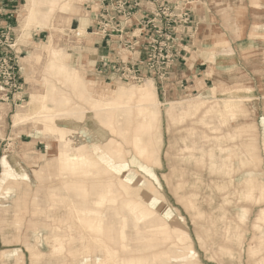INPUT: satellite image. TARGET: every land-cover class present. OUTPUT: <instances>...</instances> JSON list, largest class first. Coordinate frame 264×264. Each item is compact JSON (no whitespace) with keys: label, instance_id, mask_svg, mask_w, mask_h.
Returning <instances> with one entry per match:
<instances>
[{"label":"rangeland","instance_id":"374dc122","mask_svg":"<svg viewBox=\"0 0 264 264\" xmlns=\"http://www.w3.org/2000/svg\"><path fill=\"white\" fill-rule=\"evenodd\" d=\"M8 1L11 13L7 15L3 13L1 19L4 35L0 34V40L4 46L1 48L0 56L8 54L7 56L18 57L22 76L21 96H25V102L21 105L27 106L31 92L39 94L45 92L42 79L45 76L44 69L49 58L40 49V52L35 54L38 66L35 67L34 73L26 60H24L26 66L24 65L22 59L31 56L35 51L32 44L20 41L19 15L26 0H6V3ZM89 3L90 0L78 1L76 5H78L79 14L71 23H67L68 19H71L68 17L69 15L66 16L61 14L60 10H56V15L53 18V25L56 28L54 30H44L48 27L38 28L37 31L32 30V40L39 44L47 42L52 34L53 45L65 48L71 54L70 64L83 69L87 78L96 83L97 90L95 89V92L101 93L106 89L120 92L124 88L131 89L132 87H137L140 90L144 84L151 82L155 90L157 89L159 106L158 108L155 106L150 115V136L154 152L151 160L141 159L138 156L133 146L134 131L132 126L134 121L132 118L134 116L132 118L125 116L122 110L117 112L118 115H121L118 124L120 131L127 129L126 139L124 136L121 137L115 133L113 135V132L105 131L98 124L94 115H87L83 121L76 119L67 122L59 121L61 127L77 132L73 138L68 137L71 139L67 146L69 151L74 153L76 146L87 144L97 160L99 159L100 165L102 164L101 168L93 171L90 176L78 178L79 182L91 187L96 183L115 181L120 177L124 179H119L122 191L117 194L121 200L140 198L150 209L156 211L157 215L142 223L141 233L144 239L134 247L136 253L145 251L149 256L167 254L172 242L164 240L158 232V225L167 224L171 229L177 228L187 233L190 238L188 245L175 243V251L181 252L178 255L183 252L187 254L185 259L165 255L158 264H257L261 257L259 253L264 256V247L262 250L258 247L259 253L254 255L250 252L249 246L251 244L259 245V242L255 240L256 230L253 225L257 221L261 209L264 208V199L261 202L251 201L242 198L243 196L239 194L242 180L249 175L253 174L264 182V109H259V107H264V97L263 100L259 98L258 101L244 102V109L248 116L246 119L242 116L239 120L244 119L241 124L247 126V134L239 141L223 142V145H234L240 142L250 144L255 148V155L259 161H254L245 167L237 162L238 169L230 176L211 174L213 171L210 166H200L198 160L205 162L208 159L209 161L210 149L218 145V140L215 137L234 133L235 125L230 123L227 126H222L219 132L214 133L210 131L209 127L196 123L198 116L182 120L179 118L180 112L171 111V114H168L170 107L175 106L168 107L166 106L168 103L192 100L200 94L189 92L169 98L160 93V86L167 88L166 82L162 85L159 80L149 77L150 79H146L141 84L119 83L109 78L95 76L85 65L79 63L80 54L83 51L90 52L84 49L85 44H88L90 40L77 42L74 33L80 29L78 20H84L83 16L87 15L86 7ZM24 10L22 22L28 13L27 8ZM3 23H7V29L3 27ZM48 23L49 19L46 20V25ZM29 26L25 28L27 32H23V37H30L28 32L32 28H37L34 24H29ZM88 38L91 36L80 37V40ZM10 45L12 49L9 48ZM86 56L85 54L84 57ZM25 69L27 72H24ZM32 76L34 79L28 83L27 77ZM200 82L198 81V83ZM57 86L63 88L59 83ZM69 93L75 103L82 104L71 92ZM254 97L257 99L255 92ZM139 98L138 95L131 100V105L136 106L139 103ZM110 99L118 98H104V102ZM119 102L123 104L125 100L119 99ZM38 107L33 105L28 108L34 112L38 110ZM0 108L2 110L0 122V144H2L0 146V264H30L28 246H36L47 255L51 252V247L45 240L48 236L45 229H40L38 233L33 231V225L40 215H33L34 207L32 205L27 207V212L18 215L19 218L16 217L18 206L15 204V200L18 197V189L28 194V201L34 196L41 199L45 209L52 210L54 213L53 205L55 204L53 203L56 202L48 199L46 203L49 190L67 187L73 181L66 171L59 170L54 166L52 160L57 154L52 155L49 151L53 137L44 135L42 123L33 121L14 129L12 117L18 108L7 105L0 106ZM94 113H96L97 119H102L105 116L96 111ZM169 119L173 121H169ZM189 119L195 121L192 122ZM99 132H104V136L101 137ZM1 140L4 141L1 143ZM130 141L132 142L130 143ZM95 143L101 144V151L93 149ZM186 144L195 149L192 153L195 162L186 157L187 151L183 150ZM106 147L108 148L106 149ZM109 148L115 154L112 160L109 157ZM40 169L44 170L41 174L34 172ZM125 181L132 186L130 187ZM182 185L186 186V189H183ZM187 194L195 195L196 211L187 207L185 202ZM242 209H246L248 215L246 213L245 220L239 221ZM57 212V215H63L65 209H60ZM261 231L264 235V227H261ZM242 234L244 237L238 240V236H242ZM174 240L176 241V239ZM223 246L229 250L228 254L222 255L220 248ZM41 264H47V260L45 259Z\"/></svg>","mask_w":264,"mask_h":264},{"label":"crops","instance_id":"0c3cea01","mask_svg":"<svg viewBox=\"0 0 264 264\" xmlns=\"http://www.w3.org/2000/svg\"><path fill=\"white\" fill-rule=\"evenodd\" d=\"M100 1L101 0H90V3L87 4L86 7L87 15L83 16L84 20H78V27L80 28V32H82L81 35L86 36V38L87 36H91V38L82 39V42L90 40L88 44H85L86 47H84V49H87L90 52L87 53L83 51L80 54V57H78V62L85 65L95 76L103 77L105 79H112V70L116 66L117 62L126 60L128 58L129 63L133 65L141 63L139 53H127L126 56H124V53H121V45L119 41L121 39L129 37L133 32H135V34L139 33L142 41L143 39H145V32L142 27L146 23L147 17H149L151 10L154 8V4L142 2L140 8H136L134 10V18L132 20V24H128L125 28L122 25V28H124V35L121 36L119 34H116L111 38L103 39L95 35L92 36L86 34V31L89 33L94 31L96 28L98 20L96 18L97 14L95 13V11L99 7ZM189 1L191 3L190 9L192 11L193 24L187 29L181 28V30L184 31L185 34L179 36L182 42H178V60L175 62L174 76L172 77L171 81L167 83V88H165L164 86H160V93L166 95V97L168 96L169 98H175L189 92L201 95L205 91H208L210 87H213L219 82H223L229 86L236 83H249L257 96V99L254 101H258L259 98L263 100L264 0ZM27 5L28 2L26 0V4L23 5L22 11L19 15L21 27L20 41H22L23 43L32 44L35 47V51L31 56L22 59L24 65V60H26L31 66L34 73L35 67L38 66V60L35 56L37 52H40V49H38V47H40L42 44H47L50 48L48 52H43V54L47 55V57L49 58L44 69L45 76L42 79V86L45 88V92L43 94H39L34 91L31 92L30 101L28 102V104L31 103L34 96L44 97L45 104L48 108L60 112V115L57 116L58 126H60L59 121L67 122L71 119L83 121L87 115H94L98 124L105 131L112 133V131L105 125V117L107 113H99L105 115L104 117H102V119H97L95 116L96 113H94L89 99L95 96L97 93L99 94V92H95V89L97 90V85L95 82L87 78L85 71L83 69L72 67L65 63L64 67L69 75L67 76L66 80L61 79L58 70L62 68V66L57 61L53 60L51 54L52 51H61L63 54H67L69 53L67 49L61 48L59 46H54L52 34L47 42H41L40 44L35 43L32 40L31 31H37L39 30L38 28H32L30 32H28L30 34V37H23V32H27L26 29L22 28L23 11H25L24 9ZM0 7L4 15L11 13L9 1L8 3H6V0H0ZM74 7H76L74 8L76 9V14H73L70 19L71 21L67 23H71L73 19L76 18V16H78L79 14L78 5H74ZM61 14L69 15L70 13L67 11L65 13L61 12ZM55 15L56 11L49 17L48 28L44 30L55 29L53 25V18ZM3 25V27L7 29V23H3ZM186 30L188 32H186ZM3 46L4 44L0 40V53H2L1 48ZM85 54L87 55L86 57H84ZM213 56L214 60L212 61L211 59ZM24 72H27V69H25ZM68 77H72V79L76 82L74 84H71ZM33 79L34 76L27 77L26 80L28 83H30ZM234 79H236L235 82H232ZM198 81H201L203 83V86H201V82L198 83ZM58 83L63 88H59L57 86ZM91 83H95V86L93 87ZM69 92H71L75 96V98H77V100L82 104L75 103ZM196 101L197 100H195L194 103H196ZM174 102L176 105L181 104L178 101ZM38 105H40V102L37 101L35 103V106ZM0 106L4 105L2 104ZM22 106L23 105H20L18 107V111ZM259 109L263 110L264 107H259ZM17 112L14 115H16ZM13 117L12 127L14 129H18L19 127L24 126L29 122H33L29 120L15 127ZM170 120L173 121L172 119H169V121ZM189 120H191L192 122L195 121L194 119ZM177 121L179 122V120ZM124 126H127L126 123L124 124ZM216 126H218L217 120L210 122V124L208 123L207 127L214 128ZM60 128L66 127L60 126ZM68 133V137L71 136V138H73L77 132L69 129ZM112 134L114 135V133ZM158 136L160 137L159 134ZM51 137H53V141L51 143L55 144L54 150L56 149V151L58 150L59 152L66 151L70 156H76L80 160V165L82 166L81 169H76L75 171L62 169L59 154H57V152L55 151L53 152V154H57L52 160L54 166L59 170L66 171L73 181V183L67 187H62L59 189L52 188L49 190V192H58L61 195L65 206L56 208L54 211L55 214L52 210L48 212L51 213L54 219H60L61 229L64 233L77 238V240H75L74 243L70 244V246L67 244L68 247L75 250H81L83 248V245L88 244L87 241H90L89 238L95 240L101 237L103 238L106 246L118 248L119 243L117 237L122 228V218L118 217L115 209H112V207L110 206L108 202V192L111 185L113 191H115L116 193L121 192L122 189L119 184V179L122 178L119 177L115 181L109 180L106 183H96L91 187H87L85 183L79 182L78 178L87 177V175L83 174V171H85L86 169L88 170V172H90L91 175L93 171L98 170L102 166L101 164L99 168L91 169L90 167H88L87 163L83 161L85 158L89 160L97 159L94 156L92 150L89 149V146L87 144H81L80 146H76V150L74 151V153H71L67 147L68 144H70L71 139L68 138V140H63L57 136ZM124 138H127V134H125ZM241 139L242 138H238L235 136L234 139H229V142H236ZM217 140L218 145L215 148L210 149V152L213 156H210L209 161L208 159L205 160V166H210L213 171L211 172V174H216L215 170H218V168L222 167L228 157H234V155L236 154H239V158H233L235 171L238 169L236 166L238 163L242 167H245L246 162L252 163L255 161L253 158V152H255V148H253L250 144L240 142L234 145H223L224 143L222 140ZM3 141L4 140H1V143ZM131 142L132 141H130V143ZM1 145L2 144H0V146ZM156 147L157 145L155 144V148ZM245 147H247V149H244ZM101 148V144L98 143H95L93 146V149H95L96 151H101ZM107 148L108 147H106V149ZM110 149L111 148L108 149V152L111 151ZM249 149L253 152H249ZM129 186L131 187L132 185L129 184ZM38 200L44 205V202H42L41 199ZM47 201L48 198L46 199V203ZM120 201V203H122L126 200H121L120 198ZM97 203L105 204L104 206L98 207ZM69 206H72V210H76L78 212H99L101 214L99 216L80 215L79 219L83 218V220L85 221L84 223L92 224L98 223L100 221L103 226V235L99 236L94 232L84 230V237L88 239L86 242L82 243L81 239L79 238V233H81L78 230L79 220L72 210L69 211L67 208H65ZM63 208L65 209V213L63 215H57V211ZM52 221L50 223L51 225H54L55 223ZM46 231L50 233V230ZM141 231L142 224H140L139 229L136 230L133 227V224L131 222L129 223V227L126 233L131 239L130 246L133 248V250L134 247L142 241V238L138 237V233L142 235ZM142 237L144 238L143 235ZM120 255L121 257H125L128 255V253L121 252ZM102 256L103 255L101 252H96L91 257V263L93 264L96 261L101 260ZM46 260L47 264H77V261H74L71 258L64 259L48 257Z\"/></svg>","mask_w":264,"mask_h":264},{"label":"bare ground","instance_id":"6f19581e","mask_svg":"<svg viewBox=\"0 0 264 264\" xmlns=\"http://www.w3.org/2000/svg\"><path fill=\"white\" fill-rule=\"evenodd\" d=\"M78 1L79 0H28V5L26 6L28 13L26 15V18L22 22V28L25 29L27 27H30L29 24H34L37 28H47L48 25H46V20H48L56 10H60V12L62 13L68 11L70 14L69 16H66L72 17L73 14H76V9H74L76 7H74V5L78 4ZM69 21L70 19H68V22ZM81 33L82 32H80V30L75 31V35L77 36L78 34L79 36L78 38H76L77 42H82V40H80V37H83L81 36ZM38 48L43 50L44 52H48L50 50L47 44H42ZM51 57H53V60L57 61L62 66V68L58 70L59 75L61 79L66 80L69 74L65 69L64 64L67 63L68 65L72 66L70 64V61L72 60L71 54H63L61 51H53ZM213 60L214 59H212V61ZM68 79L71 84H74L76 82L72 79V77H68ZM91 84L93 85V87L95 86V83ZM200 85L203 86L202 84ZM138 95L140 97L139 103L136 106L131 105L130 101ZM115 97H117L118 99H110L104 102V98ZM119 99H123L125 100V102L121 104V102H119ZM195 100H197L196 103H194ZM254 100H256V98L254 97V92L249 83H236L229 86L223 82H219L195 99L181 101V104L178 105H176L175 102H172L168 103L166 106L170 107L171 105H175L174 107H170V109L168 110L169 115L171 114V111L180 112L181 115L179 116V118H181L182 120H185L189 117L198 116L197 123L206 127L208 126V123L210 124V122L217 120L218 126L210 128V131L214 133L219 132L222 126H227L230 123L234 124V133H228L225 136L220 135L215 137V139L222 140L223 142H229V139H234L235 136L238 138H243L245 134H247V126L241 124L244 119L239 120V118L244 116V118L246 119L248 116L247 112L244 109V102H253ZM37 101L40 102V105H38V110L34 112L30 111L28 107H32ZM89 101L94 111L98 113H107L105 117V125L118 136H125L127 129H122V131H120V125L118 123L121 115H118L117 112L119 110H122L125 116H129L130 118L134 116L132 118L134 121V124L132 126L134 131L133 146L141 159H152V157L154 156V152L153 143L151 141L152 137L150 136L151 125L149 122L150 115L153 113V109H155V106H157V108L159 106V101L155 87L151 82L144 84L140 88V90L137 87H132L131 89L124 88L120 92L106 89L99 94L97 93L95 96L90 98ZM59 115L60 112H57L56 110H53L46 106L44 97L34 96L31 103L27 104V106L20 107L17 114L13 117V122L15 127L29 120L34 121V123H42V130L45 136H57L63 140H67L69 128H60V126H58L57 116ZM99 133L101 134V137L104 136V132ZM54 147L55 144L50 143V154H53L54 151L59 154L62 169L75 171L76 169L82 168V166L80 165V160L76 156H70L66 151H56V149L54 150ZM244 149H247V147H245ZM183 150L187 151L186 157L189 158L192 162H195L192 155L195 149L186 144L184 145ZM248 151L253 152L250 151V149ZM255 154L256 151L253 152V158L258 162L259 159ZM114 156L115 154L112 152V150L109 151V157L111 160L114 158ZM210 156H213L212 153L210 154ZM233 158L238 159L239 154L234 155V157L230 156L228 157V159L226 158L227 160L224 162L225 164L222 167L218 168V170H215L216 174H224V176H230L233 172H235ZM83 161L86 162L88 167H90L91 169H96L101 166L100 162L97 159L89 160L85 158ZM198 161V165L205 166L206 162H204L203 160ZM248 164L250 163L246 162L245 166H247ZM42 171L44 170L40 169L39 171L34 172L37 174H41ZM83 174L89 176L90 172H88V170L86 169L85 171H83ZM240 186L241 192L239 195L243 196L242 198L259 202L264 199V182H262L258 177L254 175L245 177L242 180ZM182 187L183 189H186V186L182 185ZM17 194L18 197L15 200V204H17L18 206V214H16V217L19 218L18 215L22 214L23 212H27V207L29 205H32L34 207L33 215H40L33 225V231L35 233H38L40 229L50 230V233H48V236H46L45 240L47 244L50 245L51 252L47 255L41 252L36 246H28L30 264H41L48 257L64 259L71 258L72 260L77 261V264H92L91 257L96 252H101L103 256L101 260L96 261L93 264H158V262L164 259L165 255L169 257L177 256L178 258L180 257V259H185V256H187V254L183 251L182 252L184 255H178L181 252L175 251V243L178 242L183 245H188L190 241L189 236L185 231L178 230L177 228L171 229L167 224H161L157 226L158 232L161 234L164 240L172 242L171 248L167 252V254L163 253L159 255L155 254L153 256H149L145 251L136 253L135 250H133V248L130 246L131 239L126 233L129 227V223L131 222L133 224V227L138 230L140 224L147 222L150 218L157 215V213L156 211L150 209L147 204L140 198L129 199L120 203V197L115 191H113L112 185L108 192V202L112 209H115L117 216L122 218V228L117 237L119 243L118 248L106 246L103 238L101 237L95 240L89 238L90 241H87L88 238L84 237L83 234L84 230L94 232L97 235L102 236L103 226L100 221L93 224L84 223L85 221L83 220V218L79 219V216H99L101 214L99 212H78L76 210H72V206L65 208H67L69 211L72 210L73 213L77 216L79 220L78 230L79 232H81L79 233V238L81 239L82 243L87 241L88 244L83 245V248L81 250L69 248L68 245L70 246V244L74 243L77 238L62 231L60 219H54L51 213H49L45 209L44 205L38 200L36 196L28 201V194L26 192L23 193L20 189H18ZM47 198L56 202L53 203L55 204L53 205L55 209L61 206H65V203L58 192L50 191L49 197L47 196ZM194 201L195 195L187 194L185 201L187 207L193 211H196L197 206ZM104 204L105 203H97V206H104ZM246 213V209H242V213L239 216V221L245 220ZM51 221L55 224L51 225ZM253 226L256 230L255 240L259 242V245L251 244L249 247L250 252L256 255L257 252L259 253L258 247L261 250L264 247V235L261 231V227H264V208L261 209L260 214L257 217V221ZM138 237L144 239L139 233ZM241 237L243 238L244 234H242V236L239 235L238 240H240ZM37 239L39 240L38 237ZM174 239H176V241ZM220 251L222 255H225L227 252H229V250L224 246L220 248ZM121 252H126L128 253V255L125 257H121ZM3 254L4 252L2 253V255ZM254 255L251 256L253 257ZM259 256L261 257H258L259 259L257 261V264H264V256L261 253H259Z\"/></svg>","mask_w":264,"mask_h":264},{"label":"built area","instance_id":"2783aa9c","mask_svg":"<svg viewBox=\"0 0 264 264\" xmlns=\"http://www.w3.org/2000/svg\"><path fill=\"white\" fill-rule=\"evenodd\" d=\"M142 2L154 4L142 27L145 39L142 41L140 34L133 32L119 41L121 53L124 56L127 53H139L141 63L133 65L128 58L117 62L112 70L111 80L141 84L151 77L161 84L169 83L178 60V42H182L179 36L185 34L181 28L187 29L193 24L189 0H101L95 11L98 20L95 30L89 33L85 31L87 35L103 39L116 34L124 35L123 29L132 24L134 10L140 8ZM2 16L0 7V34L4 35ZM75 37L78 38V34ZM9 48L12 49V46ZM7 55L0 56V105L18 108L25 102V96H21V65L18 57ZM1 120L0 108V122Z\"/></svg>","mask_w":264,"mask_h":264}]
</instances>
